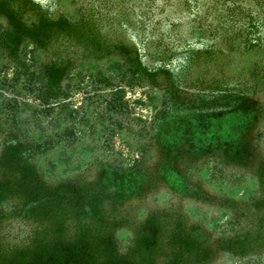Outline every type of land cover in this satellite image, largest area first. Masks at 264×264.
Here are the masks:
<instances>
[{
	"label": "rangeland",
	"instance_id": "obj_1",
	"mask_svg": "<svg viewBox=\"0 0 264 264\" xmlns=\"http://www.w3.org/2000/svg\"><path fill=\"white\" fill-rule=\"evenodd\" d=\"M0 264H264V0H0Z\"/></svg>",
	"mask_w": 264,
	"mask_h": 264
}]
</instances>
